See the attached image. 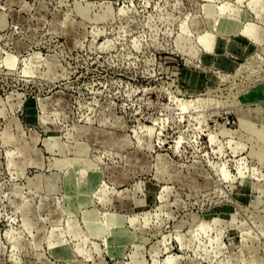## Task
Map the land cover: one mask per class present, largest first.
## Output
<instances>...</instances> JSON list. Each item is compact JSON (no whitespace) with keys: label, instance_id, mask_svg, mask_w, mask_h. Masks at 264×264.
<instances>
[{"label":"rangeland","instance_id":"1","mask_svg":"<svg viewBox=\"0 0 264 264\" xmlns=\"http://www.w3.org/2000/svg\"><path fill=\"white\" fill-rule=\"evenodd\" d=\"M0 264H264V0H0Z\"/></svg>","mask_w":264,"mask_h":264}]
</instances>
